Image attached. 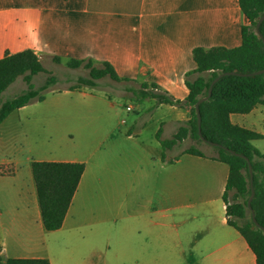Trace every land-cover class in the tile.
<instances>
[{
	"label": "crops",
	"instance_id": "obj_1",
	"mask_svg": "<svg viewBox=\"0 0 264 264\" xmlns=\"http://www.w3.org/2000/svg\"><path fill=\"white\" fill-rule=\"evenodd\" d=\"M248 24L239 0H0V58L32 49L41 59L59 56L66 63L108 61L119 76L155 83L185 100L187 73L197 67L194 48L237 47ZM128 104L103 91L52 88L43 100L11 113L24 118L29 154L0 157V259L257 264L247 239L229 222V165L186 147L167 151L157 137L171 139L186 125L190 106L140 102L128 111ZM260 115L263 104L230 119L255 130ZM3 137L0 131V142ZM36 160L85 163L56 230L43 224ZM6 195L17 198L2 209Z\"/></svg>",
	"mask_w": 264,
	"mask_h": 264
},
{
	"label": "trees",
	"instance_id": "obj_2",
	"mask_svg": "<svg viewBox=\"0 0 264 264\" xmlns=\"http://www.w3.org/2000/svg\"><path fill=\"white\" fill-rule=\"evenodd\" d=\"M239 1L243 13L249 20V24L242 27L241 45L234 48H194L193 56L197 67L187 73L186 84L189 88L187 98L185 100L175 99L164 91L154 95L158 102L187 105L191 109L190 119L186 125L179 127L171 139H161L160 133L157 134L164 149L171 147L189 134L203 140L198 130L195 104L201 96L207 95L211 82L220 73L235 69L239 72H252L264 68V42L256 33V24L264 13V0ZM260 30L264 36V21L261 23ZM53 59L61 62L59 56H54ZM66 64L71 68L84 67L88 70V75H80L77 78V84L71 86V89L97 86L98 80L105 76H110L117 81L131 80L119 76L114 66L108 61L96 64L92 59L72 58ZM41 72L47 73L48 77L43 84L36 86L33 77ZM203 73H208V76H204ZM194 74L199 75L192 79L191 76ZM19 76L24 77L27 87L21 93L3 100V93ZM57 82L58 77L44 66L40 56L32 49L7 53L0 58V124L18 108L33 101L43 100L49 89L53 88ZM148 87L159 89L155 83H141V88ZM258 104L264 105V73L247 76L229 74L222 76L213 85L212 94L208 100L200 104V111L204 138L225 145L250 160L254 172L255 188L251 204L258 223L264 227V152L252 142L263 138L264 134L234 124L230 119L232 113H249ZM216 147L219 155L214 158L229 165V177L224 194L229 222L245 236L257 256V264H264V230L255 224L257 230L252 231L253 236H249L235 222V217L244 216L245 207H248L251 195L248 161L241 155H235L219 146ZM186 152L205 156L195 147L189 148ZM84 170V162L33 161V178L46 230L51 231L62 227ZM231 188H236L240 194L247 196L244 202H229L228 191ZM0 264L51 263L47 257H9L5 260L0 259Z\"/></svg>",
	"mask_w": 264,
	"mask_h": 264
},
{
	"label": "rangeland",
	"instance_id": "obj_3",
	"mask_svg": "<svg viewBox=\"0 0 264 264\" xmlns=\"http://www.w3.org/2000/svg\"><path fill=\"white\" fill-rule=\"evenodd\" d=\"M41 60L44 66L58 77V82L53 87L56 89L71 88V86L77 84V78L80 75H88V70L84 67L71 68L66 64V62H57L49 57H44ZM198 75L199 74H194L191 76V78L195 79ZM203 75L208 76V73H203ZM47 77L48 74L45 72L38 73L34 75L33 82L36 86H40L44 83ZM26 87L27 85L24 77L21 76L20 79H16V81L5 90L2 95V99L6 100L21 93ZM80 88H87L89 91L93 90L106 92L113 98V100L117 102H123L124 104H133L140 102L151 103L153 101H158L154 95L162 91L160 89H154L152 87L141 88V83L138 81H117L112 79L110 76H105L98 80L97 86H82L74 89ZM122 114L123 116H127L128 112L126 110H123ZM254 121L255 124L251 126H253L255 130H259L264 133V116L260 115L258 119H255ZM25 127L26 125L24 124V118L22 117V115L19 116L17 112L11 114L0 124V131H2L4 135L0 142V157L6 155H19L23 158L27 157L29 151L27 148L28 146L26 145L27 141L23 136ZM39 135L41 136V134ZM39 143L41 144V140H39ZM253 143L257 148L264 152V137L254 140ZM21 144H23L24 146ZM173 147H177L176 150L178 151H181L186 147L185 152L189 148L195 147L202 151L205 156L216 157L219 155V150L216 146H213L197 137H194L191 134L186 135L185 137H183V139L171 145V147H166L165 150L168 151ZM39 148L40 149L38 150H45L42 149L41 146H39ZM2 167L5 168V165H2ZM243 172L245 173V171ZM246 197L247 196L240 194L236 188H231L228 191V200L230 203L244 202ZM16 198L17 197L11 195L3 196L1 208L6 209V205L10 204L12 202V199L16 200ZM235 222L241 229L246 231L249 236H253L252 231L257 230V226L253 221L251 210L247 206L245 207L244 216L242 218L235 217Z\"/></svg>",
	"mask_w": 264,
	"mask_h": 264
},
{
	"label": "water",
	"instance_id": "obj_4",
	"mask_svg": "<svg viewBox=\"0 0 264 264\" xmlns=\"http://www.w3.org/2000/svg\"><path fill=\"white\" fill-rule=\"evenodd\" d=\"M264 21V13L259 17L258 19V22L256 24V33L261 37V39L263 40L264 42V36L263 34L261 33V30H260V26H261V23ZM264 73V68L262 69H258L256 71H252V72H239L237 69L235 70H232V71H225V72H222L220 73L216 78L213 79V81L211 82L210 84V87H209V90H208V93L207 95H203L201 96L198 101L196 102L195 104V107H196V112H197V122H198V130H199V134L201 136V138L203 139V141L213 145V146H219V147H222L224 148L225 150L235 154V155H241L242 157H244L247 161H248V165H249V174H250V187H251V195L249 197V200H248V207L249 209L251 210V213H252V217H253V221L254 223L261 227V229L264 230V227L261 226L257 219H256V214H255V210L254 208L252 207V199L255 195V188H254V172H253V167H252V164L250 162V160L248 159V157H246L245 155H242L238 152H236L235 150L225 146V145H222L218 142H215V141H210V140H207L206 138H204L203 134H202V128H201V124H202V117H201V111H200V104L206 100H208L212 94V88H213V85L224 75H229V74H239V75H257V74H262Z\"/></svg>",
	"mask_w": 264,
	"mask_h": 264
},
{
	"label": "built area",
	"instance_id": "obj_5",
	"mask_svg": "<svg viewBox=\"0 0 264 264\" xmlns=\"http://www.w3.org/2000/svg\"><path fill=\"white\" fill-rule=\"evenodd\" d=\"M133 108H134V106H133L132 104H128V105L126 106V109H127L128 111L133 110Z\"/></svg>",
	"mask_w": 264,
	"mask_h": 264
}]
</instances>
